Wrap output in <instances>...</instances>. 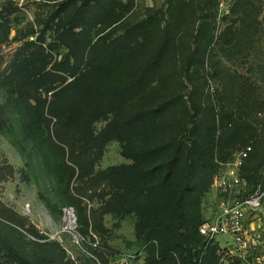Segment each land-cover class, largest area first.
Segmentation results:
<instances>
[{
  "label": "trees",
  "instance_id": "trees-1",
  "mask_svg": "<svg viewBox=\"0 0 264 264\" xmlns=\"http://www.w3.org/2000/svg\"><path fill=\"white\" fill-rule=\"evenodd\" d=\"M223 3L229 12L220 14ZM134 4H60L63 59L31 41L0 67V131L37 146L84 237L94 213L88 217L85 200L103 186L110 193L102 215L136 217L145 264H219L218 247L199 228L221 164L251 147L240 176L254 190L264 186V0H166L140 12ZM7 23L0 17V43L9 39ZM222 57L249 68L233 70ZM98 123L106 125L93 136ZM112 141L132 163L93 172L81 191L83 159L102 156ZM0 254L5 264H71L58 242L1 205Z\"/></svg>",
  "mask_w": 264,
  "mask_h": 264
},
{
  "label": "rangeland",
  "instance_id": "rangeland-1",
  "mask_svg": "<svg viewBox=\"0 0 264 264\" xmlns=\"http://www.w3.org/2000/svg\"><path fill=\"white\" fill-rule=\"evenodd\" d=\"M127 1L124 0V2ZM165 1L134 0V7L136 12L143 10L144 6L164 8ZM68 2L81 4L83 0H0V17L8 21L7 24L10 28L9 39L0 43L1 69L6 67L19 48L31 41L37 42L38 46L47 51L51 49L53 61H61L67 50L57 41L58 17L63 14L59 11V5ZM228 12L229 4L223 3L220 6V14ZM262 18H264V12ZM218 27L219 33H221L225 25L219 21ZM217 54L221 55L219 52ZM222 60L233 70L238 69L245 73L249 68L248 65L244 66L239 62L228 63L223 57ZM213 86L215 87L214 84ZM37 98L47 99L50 102L51 94H40L37 95ZM105 125V123L96 124L91 132L93 136H96ZM88 135L82 139L72 137L67 144L68 147L78 149L86 140L89 142ZM28 140L24 135L21 138H13L8 133L0 131V205L24 219L27 228L32 227L40 235L58 242L66 251L67 260L71 264H102L89 249L93 242H98L97 247L91 246L93 250L96 249L108 264H145L147 251L146 246L136 238V217L130 215L121 219L112 215H102L101 206L104 202V195L108 198L109 188L105 189L101 186L98 190L96 189L97 191L93 190L92 193H89L90 198L92 196V201L85 200L88 217L90 209L94 210L91 220L89 219L88 235L85 237L81 233L82 225L79 223L77 209L72 206L77 214L80 235L84 239L81 246L75 244L68 234L61 233L62 210L70 205H65L62 201L63 188L50 173L49 167L37 156V146L35 147ZM65 150L69 151L67 147ZM239 153H235L233 159ZM83 161L86 175L84 179H78L75 182V186L81 191H84L88 186V179L91 178L93 172L98 173L111 167L132 163L123 156L121 145L116 141L107 144L102 156L94 153L93 156L85 158ZM78 172L76 169V177ZM8 173L12 174L7 175ZM220 173L221 170L218 175ZM214 182L210 191L203 198L204 219L210 218L211 214L223 203V198L217 192ZM253 191L254 189L247 184L245 193L250 194ZM31 239L34 240L32 237ZM212 245L218 247L219 264H247L238 257V253L231 252L233 248L227 237H218ZM0 264H5V259L1 254Z\"/></svg>",
  "mask_w": 264,
  "mask_h": 264
},
{
  "label": "built area",
  "instance_id": "built-area-1",
  "mask_svg": "<svg viewBox=\"0 0 264 264\" xmlns=\"http://www.w3.org/2000/svg\"><path fill=\"white\" fill-rule=\"evenodd\" d=\"M251 147L241 151L225 164L216 176L214 186L223 198L222 205L206 218L199 233L208 244L215 243L220 236L230 240L233 254L247 264H264V186L252 193H245L246 182L240 171ZM61 233L68 234L75 244L81 246L78 218L73 207L63 208ZM98 242L90 246L97 247Z\"/></svg>",
  "mask_w": 264,
  "mask_h": 264
}]
</instances>
